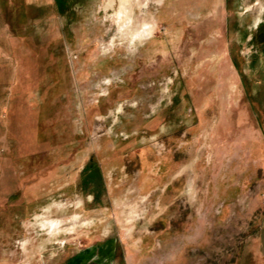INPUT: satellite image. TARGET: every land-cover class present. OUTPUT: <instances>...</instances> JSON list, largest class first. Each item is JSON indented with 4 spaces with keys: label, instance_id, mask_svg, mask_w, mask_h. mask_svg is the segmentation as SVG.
<instances>
[{
    "label": "rangeland",
    "instance_id": "obj_1",
    "mask_svg": "<svg viewBox=\"0 0 264 264\" xmlns=\"http://www.w3.org/2000/svg\"><path fill=\"white\" fill-rule=\"evenodd\" d=\"M30 1L0 264H264V0Z\"/></svg>",
    "mask_w": 264,
    "mask_h": 264
},
{
    "label": "crops",
    "instance_id": "obj_2",
    "mask_svg": "<svg viewBox=\"0 0 264 264\" xmlns=\"http://www.w3.org/2000/svg\"><path fill=\"white\" fill-rule=\"evenodd\" d=\"M12 2H13V5H11ZM22 2H25V0H0L1 23L2 22L5 23V25L7 26L8 33L10 35L13 34L15 36V38L17 35L22 34L21 32L16 33L17 30H15L16 29L15 26H18L19 28H21L23 26V24H24L23 22L25 21V20H23V15L25 13V10H27L28 8H31L32 5L37 6L36 4H33L32 1H30V0H27L26 3H22ZM28 10H32V9H28ZM14 18L16 20H14ZM28 19H27V21H28ZM30 23H31V21L29 19L28 24H30ZM13 25H15V26H13ZM6 35H7V33L6 32L3 33V31H1V28H0V37L4 38L7 43H11V41L8 40ZM11 38H12V42H14L12 35H11ZM5 58L9 59V56L6 55ZM6 98H7V95H6ZM6 98H5L4 102H3V99L0 100V102H2V104L0 105V107H1L0 116L3 115V118L2 119L0 118V119L3 120L1 122H2V124L5 123V125H6V121H7V119H6L7 106L4 104L6 101ZM5 125L3 126V130L0 133V138H1V136H5V138L7 139V132H6L7 126H5ZM1 152L2 151H1V143H0V153ZM3 167H4L3 169L5 170V166H3Z\"/></svg>",
    "mask_w": 264,
    "mask_h": 264
},
{
    "label": "bare ground",
    "instance_id": "obj_3",
    "mask_svg": "<svg viewBox=\"0 0 264 264\" xmlns=\"http://www.w3.org/2000/svg\"><path fill=\"white\" fill-rule=\"evenodd\" d=\"M122 7L120 9V12L117 16V19H116V22L118 23H123V28L127 27L128 23H131L130 21V0H122ZM144 33L142 34V36L140 37H143L144 35L148 34L149 33V28L146 27L145 30L143 31Z\"/></svg>",
    "mask_w": 264,
    "mask_h": 264
},
{
    "label": "trees",
    "instance_id": "obj_4",
    "mask_svg": "<svg viewBox=\"0 0 264 264\" xmlns=\"http://www.w3.org/2000/svg\"><path fill=\"white\" fill-rule=\"evenodd\" d=\"M26 18L28 19V16H27V14L24 13L23 19L26 20Z\"/></svg>",
    "mask_w": 264,
    "mask_h": 264
}]
</instances>
